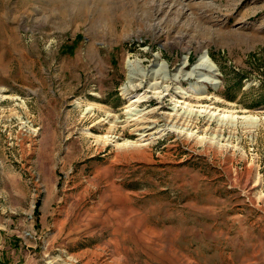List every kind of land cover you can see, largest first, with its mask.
<instances>
[{
    "label": "rangeland",
    "instance_id": "1",
    "mask_svg": "<svg viewBox=\"0 0 264 264\" xmlns=\"http://www.w3.org/2000/svg\"><path fill=\"white\" fill-rule=\"evenodd\" d=\"M0 264H264V0H0Z\"/></svg>",
    "mask_w": 264,
    "mask_h": 264
},
{
    "label": "bare ground",
    "instance_id": "2",
    "mask_svg": "<svg viewBox=\"0 0 264 264\" xmlns=\"http://www.w3.org/2000/svg\"><path fill=\"white\" fill-rule=\"evenodd\" d=\"M201 61L202 62L196 67V69H201V68L207 69V64L205 62H208L209 63L210 62L209 58L206 55H204L202 57V60ZM210 64H212V63H210ZM210 71H212V70H210ZM212 72H213V74L215 73L214 71H212Z\"/></svg>",
    "mask_w": 264,
    "mask_h": 264
}]
</instances>
